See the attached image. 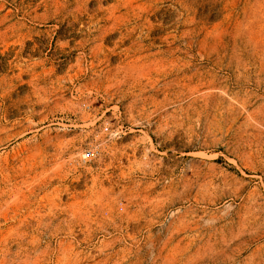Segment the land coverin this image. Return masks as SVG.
Returning a JSON list of instances; mask_svg holds the SVG:
<instances>
[{
	"label": "rangeland",
	"instance_id": "374dc122",
	"mask_svg": "<svg viewBox=\"0 0 264 264\" xmlns=\"http://www.w3.org/2000/svg\"><path fill=\"white\" fill-rule=\"evenodd\" d=\"M0 264H264V0H0Z\"/></svg>",
	"mask_w": 264,
	"mask_h": 264
},
{
	"label": "built area",
	"instance_id": "2783aa9c",
	"mask_svg": "<svg viewBox=\"0 0 264 264\" xmlns=\"http://www.w3.org/2000/svg\"><path fill=\"white\" fill-rule=\"evenodd\" d=\"M108 128L104 127L103 131L107 132ZM95 156V153L93 150H87L84 154H83V159L87 160V159H91Z\"/></svg>",
	"mask_w": 264,
	"mask_h": 264
}]
</instances>
